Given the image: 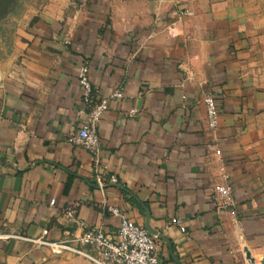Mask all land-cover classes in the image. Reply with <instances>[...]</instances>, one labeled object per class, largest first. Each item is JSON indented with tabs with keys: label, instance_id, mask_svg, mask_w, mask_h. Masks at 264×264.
<instances>
[{
	"label": "crops",
	"instance_id": "0c3cea01",
	"mask_svg": "<svg viewBox=\"0 0 264 264\" xmlns=\"http://www.w3.org/2000/svg\"><path fill=\"white\" fill-rule=\"evenodd\" d=\"M260 33L229 0H50L0 78V264L43 261L51 250L32 239L84 225L116 232L107 204L156 232L160 264H252L246 247L261 264L264 83L251 59ZM83 63L100 96L125 92L99 122L97 157L70 139L86 119ZM99 174L118 183L101 187ZM220 183L234 202L223 210Z\"/></svg>",
	"mask_w": 264,
	"mask_h": 264
},
{
	"label": "built area",
	"instance_id": "2783aa9c",
	"mask_svg": "<svg viewBox=\"0 0 264 264\" xmlns=\"http://www.w3.org/2000/svg\"><path fill=\"white\" fill-rule=\"evenodd\" d=\"M173 34V28L170 30ZM78 82L82 91L85 122L79 134L70 138L94 156H98L101 148V137L98 125L107 111L111 99H122L125 96L124 87L119 86L109 96H100L89 76V65L83 63L78 68ZM208 126L216 129L218 125L217 103L214 95L205 97ZM136 110L130 111L133 115ZM224 179H228L226 173ZM118 183L116 175H98V183L103 187L106 183ZM215 198L220 210L234 204L232 188L228 183H220L215 187ZM51 204L55 199L50 200ZM106 210L120 218L116 232H107L100 225H84L79 235H66L59 239L36 238L32 241L47 246L53 252L63 251L82 255L95 264H160V253L156 236L146 227L137 224L128 213L114 205L107 204ZM70 212H73L70 210ZM179 222H181L179 220Z\"/></svg>",
	"mask_w": 264,
	"mask_h": 264
},
{
	"label": "rangeland",
	"instance_id": "374dc122",
	"mask_svg": "<svg viewBox=\"0 0 264 264\" xmlns=\"http://www.w3.org/2000/svg\"><path fill=\"white\" fill-rule=\"evenodd\" d=\"M50 0H0V78L14 69L20 59L23 34L45 10ZM235 14H243L261 33L251 56L252 69L264 83V0H229ZM51 250V249H50ZM39 264H95L71 252H53Z\"/></svg>",
	"mask_w": 264,
	"mask_h": 264
},
{
	"label": "water",
	"instance_id": "95a60500",
	"mask_svg": "<svg viewBox=\"0 0 264 264\" xmlns=\"http://www.w3.org/2000/svg\"><path fill=\"white\" fill-rule=\"evenodd\" d=\"M116 185H119V184H116ZM146 228L150 231V232H152V233H156L154 230H152V228H150L149 226H148V224L146 225ZM160 237H162L163 239H165V237L162 235V234H158ZM245 251H246V257H247V259L252 263V264H258L257 262H256V258L252 255V253H251V251L246 247L245 248ZM261 264H264V258L263 259H261Z\"/></svg>",
	"mask_w": 264,
	"mask_h": 264
}]
</instances>
